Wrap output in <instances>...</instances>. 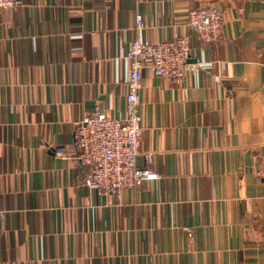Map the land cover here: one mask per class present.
<instances>
[{"label":"crops","instance_id":"0c3cea01","mask_svg":"<svg viewBox=\"0 0 264 264\" xmlns=\"http://www.w3.org/2000/svg\"><path fill=\"white\" fill-rule=\"evenodd\" d=\"M212 4L223 32L185 22ZM146 24L136 32L135 15ZM188 38L180 82L144 71L141 154L118 198L81 186L75 121L125 111L139 34ZM191 229V236L187 230ZM264 263V0H23L0 11V264Z\"/></svg>","mask_w":264,"mask_h":264},{"label":"built area","instance_id":"2783aa9c","mask_svg":"<svg viewBox=\"0 0 264 264\" xmlns=\"http://www.w3.org/2000/svg\"><path fill=\"white\" fill-rule=\"evenodd\" d=\"M22 5L23 0H0V11ZM184 19L204 43L216 42L223 32L222 12L212 4L189 9ZM135 23L137 33L146 27L140 13L135 15ZM188 59L189 41L180 33L156 42L137 34L129 43L123 55L127 65L123 115L89 111L75 121L74 150L68 153L64 146L52 148L55 157H70L82 166V187L118 198L124 189L155 176L150 168L151 152L144 153V166L137 165L143 133L139 96L143 73L149 71L177 83L187 74ZM187 233L191 236V229Z\"/></svg>","mask_w":264,"mask_h":264}]
</instances>
